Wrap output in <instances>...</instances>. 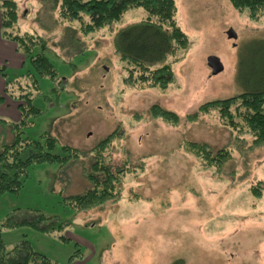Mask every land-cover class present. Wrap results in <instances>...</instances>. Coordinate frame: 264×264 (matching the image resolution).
<instances>
[{
	"label": "rangeland",
	"instance_id": "obj_1",
	"mask_svg": "<svg viewBox=\"0 0 264 264\" xmlns=\"http://www.w3.org/2000/svg\"><path fill=\"white\" fill-rule=\"evenodd\" d=\"M15 1L19 30L37 37L35 50L58 74L56 82L39 78L34 105L41 115L23 137L47 134L56 154L67 145L82 157L65 169L35 164L18 192L0 194L1 223L39 213L66 223L51 234L5 228L7 247L26 241L57 264H264V144L254 145L246 129L225 125L218 111L189 118L208 101L243 93L247 77L264 68V16L253 22L247 9L238 11L229 0H176L189 48L165 59L174 75L166 88H139L125 80L127 65L115 39L146 18L143 8L84 35L76 22L59 19L56 0ZM230 29L236 39L228 38ZM8 55L0 48L1 57ZM209 56L221 60L222 72L212 74ZM8 63L9 79L29 68L28 61L21 68ZM154 106L179 121L153 117ZM9 110L1 109L4 115ZM10 117L0 123V149L14 139ZM114 131L97 157L94 148ZM190 143L211 153L226 149L230 157L218 167ZM96 160L121 174L118 199L78 212L64 199L93 187Z\"/></svg>",
	"mask_w": 264,
	"mask_h": 264
},
{
	"label": "trees",
	"instance_id": "obj_2",
	"mask_svg": "<svg viewBox=\"0 0 264 264\" xmlns=\"http://www.w3.org/2000/svg\"><path fill=\"white\" fill-rule=\"evenodd\" d=\"M234 9L249 12L253 22H259L264 16V0H229ZM58 16L61 21L77 23L84 35L93 33L106 25L117 22L130 9L143 8L146 18L129 25L116 34L115 46L126 61L127 84L139 88H166L174 78L172 65L165 63L168 56L189 48V38L177 23L178 6L176 0H56ZM18 11L15 0L0 1V36L14 42L17 50L23 52L29 68L17 79H9L7 66L0 65V76L5 79L4 92L0 93V105L6 99L18 104L20 118L11 122L14 132L13 142L0 149V194L16 193L22 187L28 169L41 163L58 164L61 169L68 168L82 157L78 150L64 145L62 155L54 152L55 139L47 134L37 139L24 138V130L32 126L34 119L40 117L41 110L34 105L35 95L39 93V78L58 80L53 63L39 46L37 37L18 28ZM26 64V62H25ZM25 67V66H24ZM245 75V74H244ZM253 80V81H252ZM244 92L233 97L208 101L197 112L190 115L196 119L200 114L218 111L225 125L240 130L246 129L253 137L254 145L264 144V68L251 73L244 84ZM153 117L178 122V116L169 110L154 106ZM1 124L8 123L0 118ZM111 133L94 148L101 158L105 148L115 138ZM193 151L202 152L207 159L222 166L229 159V151L222 149L216 153L207 152L201 144L190 143ZM93 174L89 180L93 187L82 194L66 197L65 202L74 210L83 212L110 200H117V186L120 173L114 174L101 160L93 164ZM102 174L98 178L96 174ZM66 223L39 213L32 219L14 220L9 218L0 222V264H57L47 256L36 252L26 241L8 248L2 238L3 229L31 227L41 233L51 234L65 229ZM60 239L68 241L65 236ZM78 246V245H77ZM80 253L79 249L70 257L72 261ZM179 263V262H177Z\"/></svg>",
	"mask_w": 264,
	"mask_h": 264
},
{
	"label": "crops",
	"instance_id": "obj_3",
	"mask_svg": "<svg viewBox=\"0 0 264 264\" xmlns=\"http://www.w3.org/2000/svg\"><path fill=\"white\" fill-rule=\"evenodd\" d=\"M0 48H3L5 51H7L9 54L8 56H10L8 58L0 56V65L8 66L9 59L11 60L12 63H14L19 68L25 65L26 57L22 53L21 55H19V50H17V46L14 42L10 40H6L0 36ZM11 53H13V55H10ZM15 57L16 59H14ZM4 88H5V79L0 76V93L4 92ZM3 107H11L12 110H9L11 112H8V113H11V115H4L3 112L1 111ZM7 116H11L10 118L12 122H16L20 118V114L18 111V104L15 101L10 100V99H6L4 103L0 105V118H7Z\"/></svg>",
	"mask_w": 264,
	"mask_h": 264
},
{
	"label": "water",
	"instance_id": "obj_4",
	"mask_svg": "<svg viewBox=\"0 0 264 264\" xmlns=\"http://www.w3.org/2000/svg\"><path fill=\"white\" fill-rule=\"evenodd\" d=\"M227 36L229 39H236L237 38L236 33L232 29H230L227 32ZM207 61H208V66L211 69L213 75H217L223 71L224 66L218 57L209 56Z\"/></svg>",
	"mask_w": 264,
	"mask_h": 264
}]
</instances>
